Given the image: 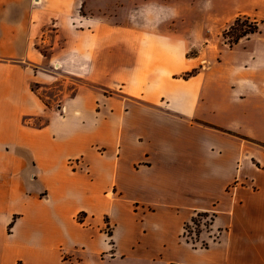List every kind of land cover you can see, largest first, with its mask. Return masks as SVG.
<instances>
[{
	"label": "crops",
	"instance_id": "1",
	"mask_svg": "<svg viewBox=\"0 0 264 264\" xmlns=\"http://www.w3.org/2000/svg\"><path fill=\"white\" fill-rule=\"evenodd\" d=\"M195 1L0 0V264H264V0L202 69Z\"/></svg>",
	"mask_w": 264,
	"mask_h": 264
},
{
	"label": "rangeland",
	"instance_id": "2",
	"mask_svg": "<svg viewBox=\"0 0 264 264\" xmlns=\"http://www.w3.org/2000/svg\"><path fill=\"white\" fill-rule=\"evenodd\" d=\"M191 1L192 0H189V2ZM123 5L126 6L130 4H125L123 2L111 3L110 0H86V2L83 4V9L86 10V12L88 11L97 13V15L100 17H109L106 18L109 19V21H115L116 19H114V15L117 12L122 11ZM191 5H194V8H196L198 14H194L193 17L191 16V18H186V21H197L198 24L203 27V35L208 40V42H206L204 45L198 46L197 49L188 50L186 57H199V62L201 63L200 69H202L203 66H209L210 61L213 60L214 62V59L217 58L219 49H229L227 43L231 41V38L223 40L221 38V34L234 20L232 19V16L237 12L250 8L247 0H197V2L195 1L194 4L192 3ZM129 11H132L131 8ZM82 13L84 14L85 11L82 10ZM184 15H187L185 11ZM116 21H120L118 23L123 24L126 22V19L118 18ZM228 21L229 23H226ZM224 23H226L225 26ZM38 50L44 55H48L50 53L47 46L39 45ZM73 87L74 86L72 85L68 87V92H70ZM189 226V229L194 228V225ZM197 231H199V228H197Z\"/></svg>",
	"mask_w": 264,
	"mask_h": 264
},
{
	"label": "trees",
	"instance_id": "3",
	"mask_svg": "<svg viewBox=\"0 0 264 264\" xmlns=\"http://www.w3.org/2000/svg\"><path fill=\"white\" fill-rule=\"evenodd\" d=\"M258 24L257 22L249 19L248 17H237L232 23L228 25V27L222 32L221 38L223 40H227L231 38V41L228 42L229 49H233L239 41L243 39H248L250 36L256 34L258 32ZM198 73V71H191L184 75V78L194 76ZM206 213L196 214L195 218L191 219V222L198 227L199 220L201 218L207 217ZM199 218V219H198ZM212 221V217L210 218V222Z\"/></svg>",
	"mask_w": 264,
	"mask_h": 264
},
{
	"label": "built area",
	"instance_id": "4",
	"mask_svg": "<svg viewBox=\"0 0 264 264\" xmlns=\"http://www.w3.org/2000/svg\"><path fill=\"white\" fill-rule=\"evenodd\" d=\"M196 217V216H195ZM210 216L208 214L207 217L201 218L198 222L199 226L196 227L191 221L187 223L182 231V239L190 244L192 247H197V248H206L208 245L215 243L218 241L219 236H212L210 235ZM189 225H194V228L189 229ZM197 228H199V231H197ZM203 234L208 235V240H202L201 236Z\"/></svg>",
	"mask_w": 264,
	"mask_h": 264
}]
</instances>
